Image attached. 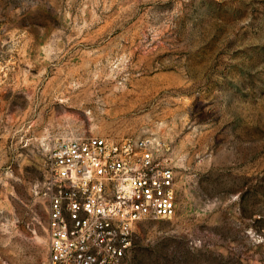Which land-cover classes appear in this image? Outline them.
<instances>
[{
	"label": "rangeland",
	"instance_id": "obj_1",
	"mask_svg": "<svg viewBox=\"0 0 264 264\" xmlns=\"http://www.w3.org/2000/svg\"><path fill=\"white\" fill-rule=\"evenodd\" d=\"M91 135L170 146L127 264H264V0H0V264H46L50 140Z\"/></svg>",
	"mask_w": 264,
	"mask_h": 264
},
{
	"label": "built area",
	"instance_id": "obj_2",
	"mask_svg": "<svg viewBox=\"0 0 264 264\" xmlns=\"http://www.w3.org/2000/svg\"><path fill=\"white\" fill-rule=\"evenodd\" d=\"M39 190L47 201L46 264H127L145 220L172 218L170 146L150 136L50 140Z\"/></svg>",
	"mask_w": 264,
	"mask_h": 264
}]
</instances>
